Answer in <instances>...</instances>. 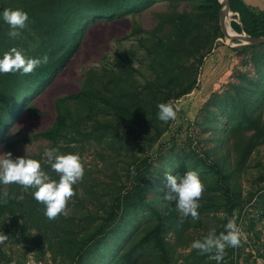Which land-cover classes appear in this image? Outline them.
<instances>
[{
    "label": "rangeland",
    "instance_id": "374dc122",
    "mask_svg": "<svg viewBox=\"0 0 264 264\" xmlns=\"http://www.w3.org/2000/svg\"><path fill=\"white\" fill-rule=\"evenodd\" d=\"M197 2L122 0L103 13L84 15L80 42L63 67L15 96L12 112L0 127V154L11 152L13 158L36 159L52 179L59 180L44 156L46 149L58 148L62 154L80 156L84 175L73 185L76 194L68 202L67 214L49 220L40 203L25 208L16 205L13 214H0V234L8 236L0 244V264H217L211 259L214 252L201 253L191 245L213 229L217 235L225 232L229 218L240 228L241 243L226 247L221 264H264V140L256 142L238 165L240 143L251 132L230 133L225 127L228 114L220 109L222 102L236 93V85L251 88L252 83L262 81L263 43L235 51L224 37L218 38L203 58L195 86L173 101L179 107L177 118L148 150L142 149V144L123 141L122 123L117 129L112 123L103 134L98 122L113 118L99 101L84 117L86 124L79 117L76 125L69 123L75 129L67 127L56 139L40 135L55 122L59 98H65L64 108L78 109L73 117L67 113L68 122L86 109L74 94L94 76L105 82L108 69H119L124 73L125 88L129 86L125 79H134L137 84L133 85L140 86L152 78L156 70L151 67L146 41L153 37L150 32H167L171 25L163 19L173 12L193 13ZM234 15L229 22L238 21ZM160 23L161 31L157 30ZM37 43L31 40L28 45ZM124 61L134 69L125 67ZM94 82L99 84L96 79ZM100 92L107 94L104 86ZM255 104L253 110L263 106L264 112V103ZM199 154L217 163L224 173L221 180ZM147 156L145 167L139 172L135 169L133 175L132 169L143 166ZM166 171L178 176L186 171L199 174L205 186L199 219L189 216L181 222L175 203L164 199ZM9 188L17 203L28 193L18 184H0L2 192ZM157 229L158 235L154 233ZM139 242L134 259L121 260L122 252Z\"/></svg>",
    "mask_w": 264,
    "mask_h": 264
},
{
    "label": "trees",
    "instance_id": "16d2710c",
    "mask_svg": "<svg viewBox=\"0 0 264 264\" xmlns=\"http://www.w3.org/2000/svg\"><path fill=\"white\" fill-rule=\"evenodd\" d=\"M121 1L0 0V59L12 47L22 49L23 54L29 58H42L44 55L49 57L47 64H41L28 75H21L19 72L0 73V127L12 112L14 98L19 97L20 90L37 84L35 82H40L43 77L53 76L68 61L83 34L84 15L87 17L103 13V9L117 7ZM246 1L229 0L230 9L238 13L239 18L238 21L230 22L231 27L237 32L244 31L252 37L264 36V10ZM220 7L218 0H198L193 13L181 11L169 14L162 22L169 23L170 29L157 35H155L156 32H150L153 37L146 39L149 42L147 51L152 56L151 67L156 70L152 78L147 79L140 86L133 85L137 84L134 79H125V82L129 84L125 88L122 80L124 73L119 69H108L105 73V82H101L97 76H94V79L99 82L98 85L93 79L80 92L74 94L76 99L86 104V109L77 112L74 119L68 122L67 113L73 117V113H76L78 109L72 112L64 108L65 98H59L56 104L55 122L48 129L41 131L40 135L56 139L63 135L67 127L75 129L69 126V123L76 125L75 118L79 117L86 124L84 117L90 114L91 106H95L96 101H99L103 103V107L109 108L113 118L98 122L97 127H100L102 133L111 129L112 123L116 129L117 125L122 123L125 128L120 134L123 141L127 144L133 142L142 144L144 145L142 149L148 150L171 121L163 122L158 119V104L168 102L174 104V100L192 90L204 56L212 49L218 38L224 37L219 25ZM5 8L22 9L28 14L26 27L18 30L20 35L17 37L9 35L10 26L2 19V12ZM161 29L162 23L157 27V30L161 31ZM31 40H38V43L34 47H29L28 43ZM139 41L141 42V38ZM258 46L247 45L234 48V50H245ZM123 63L125 67L134 69L125 61ZM252 85L251 88H247L248 86L240 88L236 85V93L226 102H222L220 108L223 113L228 114V124L225 127L230 133L251 132L249 138L240 143L243 144L240 146L239 157L236 160L238 165L243 163L244 157L256 142L260 143L264 140L263 106L257 110L252 109L256 102L264 103V77L260 83H252ZM101 86H104L107 94L100 92ZM85 111L86 114L83 113ZM102 111L105 110L102 109ZM199 157L204 164L215 171L220 180L224 177L217 163L210 161L208 157L205 160L201 154ZM148 160V156L143 158L144 165H137L135 168L137 172L145 167ZM136 180V189L140 191V179L136 177ZM12 190L9 188L6 191L8 193L7 203L0 199V214H5L6 211L13 214L16 205L25 208V206L36 207L39 204L32 195L33 189L25 190L28 193L24 192L25 195L19 198L18 203L13 197L14 191ZM3 193L0 191V198ZM112 211L116 212L114 209ZM154 233L158 235V229ZM153 237L159 240V236ZM140 243L142 242L125 249L120 255L121 260L132 261Z\"/></svg>",
    "mask_w": 264,
    "mask_h": 264
},
{
    "label": "clouds",
    "instance_id": "9594fccd",
    "mask_svg": "<svg viewBox=\"0 0 264 264\" xmlns=\"http://www.w3.org/2000/svg\"><path fill=\"white\" fill-rule=\"evenodd\" d=\"M2 19L10 26L9 35L17 37L20 35L18 30L26 27L28 14L22 9L5 8ZM48 61L47 55L42 58H29L23 54L22 49L12 47L0 59V73L19 72L21 75H28ZM158 109V119L163 122L175 120L179 111V107L172 102L160 103ZM44 156L45 163L59 175V180L52 179L38 160L26 156L13 158L11 152H6L0 154V184H18L25 190L33 189L34 199L45 206V216L53 220L60 214H67L68 202L76 194L73 185L83 179L84 166L78 154H62L58 148L46 149ZM132 174L135 175V168L132 169ZM165 176L167 192L164 199L175 203L176 210L181 214V222L189 216L194 220L199 219V200L205 190L199 174L196 171H186L183 176H178L166 171ZM7 198L8 193L4 192L0 199L7 203ZM224 227L225 232L217 235L213 229L202 240L193 241L191 247L201 253L214 252L211 259L221 264L226 255V247H239L241 243V232L235 219L229 218ZM7 238V235L0 234V244Z\"/></svg>",
    "mask_w": 264,
    "mask_h": 264
},
{
    "label": "water",
    "instance_id": "95a60500",
    "mask_svg": "<svg viewBox=\"0 0 264 264\" xmlns=\"http://www.w3.org/2000/svg\"><path fill=\"white\" fill-rule=\"evenodd\" d=\"M220 2V9H219V25L221 31L224 35L226 40V44L233 48H239L247 45H259L264 43V36L252 37L246 32H237L235 31L230 22L227 21V14L231 12V15L235 14L238 16V13L232 11L229 6V0H218ZM229 28L232 29L234 33H229Z\"/></svg>",
    "mask_w": 264,
    "mask_h": 264
},
{
    "label": "crops",
    "instance_id": "0c3cea01",
    "mask_svg": "<svg viewBox=\"0 0 264 264\" xmlns=\"http://www.w3.org/2000/svg\"><path fill=\"white\" fill-rule=\"evenodd\" d=\"M247 2L260 10H264V0H247Z\"/></svg>",
    "mask_w": 264,
    "mask_h": 264
},
{
    "label": "bare ground",
    "instance_id": "6f19581e",
    "mask_svg": "<svg viewBox=\"0 0 264 264\" xmlns=\"http://www.w3.org/2000/svg\"><path fill=\"white\" fill-rule=\"evenodd\" d=\"M233 17V16H232ZM231 19V12H229L228 14H227V21H229ZM231 25V24H230ZM229 33H234L233 31H232V29L231 28H229Z\"/></svg>",
    "mask_w": 264,
    "mask_h": 264
}]
</instances>
